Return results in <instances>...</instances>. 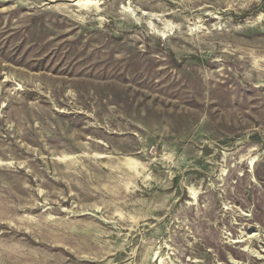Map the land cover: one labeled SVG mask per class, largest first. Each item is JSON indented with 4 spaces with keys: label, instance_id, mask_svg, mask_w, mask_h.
<instances>
[{
    "label": "rangeland",
    "instance_id": "rangeland-1",
    "mask_svg": "<svg viewBox=\"0 0 264 264\" xmlns=\"http://www.w3.org/2000/svg\"><path fill=\"white\" fill-rule=\"evenodd\" d=\"M0 264H264V0H0Z\"/></svg>",
    "mask_w": 264,
    "mask_h": 264
}]
</instances>
